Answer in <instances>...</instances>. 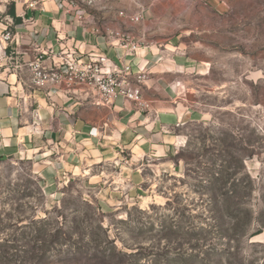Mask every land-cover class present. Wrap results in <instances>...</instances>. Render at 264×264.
I'll list each match as a JSON object with an SVG mask.
<instances>
[{
    "label": "rangeland",
    "instance_id": "rangeland-1",
    "mask_svg": "<svg viewBox=\"0 0 264 264\" xmlns=\"http://www.w3.org/2000/svg\"><path fill=\"white\" fill-rule=\"evenodd\" d=\"M151 14L117 27L197 61L187 106L203 119L138 186L105 167L47 184L1 156L0 264H264V0H157Z\"/></svg>",
    "mask_w": 264,
    "mask_h": 264
},
{
    "label": "crops",
    "instance_id": "crops-1",
    "mask_svg": "<svg viewBox=\"0 0 264 264\" xmlns=\"http://www.w3.org/2000/svg\"><path fill=\"white\" fill-rule=\"evenodd\" d=\"M11 9L20 23L9 14ZM86 14L81 26L54 0H0V65L6 58L15 61L13 66L30 62L37 51L50 49L71 50L83 59L106 51L113 55L102 36L89 30L124 24L111 9ZM153 17L149 12L148 21L139 26L146 29ZM7 25L13 36L9 44L2 41ZM136 64L149 72L143 89L149 108L144 110L120 98L112 106H98L80 88L55 87L48 96V90L31 86L29 69L0 68V157L30 161L35 174L52 185L79 177L102 181L104 167L119 170L121 184L141 185L145 162L165 158L182 138L180 128L203 119L187 106L191 75H199L201 67L175 40L150 41Z\"/></svg>",
    "mask_w": 264,
    "mask_h": 264
},
{
    "label": "built area",
    "instance_id": "built-area-1",
    "mask_svg": "<svg viewBox=\"0 0 264 264\" xmlns=\"http://www.w3.org/2000/svg\"><path fill=\"white\" fill-rule=\"evenodd\" d=\"M54 1L81 26L86 22V12L100 13L109 9L115 12L116 19L124 25L139 26L148 21L147 14L151 12L153 2L157 0ZM114 3H122L127 7L113 9ZM150 22L153 24L154 21ZM89 32L102 36L105 44L114 51L113 55L106 51L83 59L81 55L71 50L65 52L60 49L55 52L50 49L46 52L37 51L32 61L20 63L16 61L14 66L15 61L6 58V63L0 65V68L14 67L18 71L29 69L31 86L36 90H48V96L50 89L55 87L80 88L85 94L92 95L94 103L98 106H112L120 98L125 102L134 103L140 110L148 109L149 106L143 99V89L149 79V72L145 67L136 64V58L146 46L145 39L135 36L123 27L101 29L96 26ZM30 38L35 41L34 36ZM12 40L13 36L7 25L2 41L9 44ZM3 59L4 57L0 55V63Z\"/></svg>",
    "mask_w": 264,
    "mask_h": 264
},
{
    "label": "trees",
    "instance_id": "trees-1",
    "mask_svg": "<svg viewBox=\"0 0 264 264\" xmlns=\"http://www.w3.org/2000/svg\"><path fill=\"white\" fill-rule=\"evenodd\" d=\"M9 14L13 17L16 23H20L21 20L17 18L16 13L11 9L9 10Z\"/></svg>",
    "mask_w": 264,
    "mask_h": 264
}]
</instances>
